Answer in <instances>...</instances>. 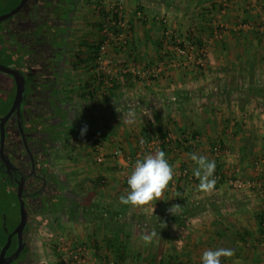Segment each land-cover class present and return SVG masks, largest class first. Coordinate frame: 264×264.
<instances>
[{
	"label": "crops",
	"instance_id": "crops-1",
	"mask_svg": "<svg viewBox=\"0 0 264 264\" xmlns=\"http://www.w3.org/2000/svg\"><path fill=\"white\" fill-rule=\"evenodd\" d=\"M88 1L83 10L92 17L81 30L84 34L73 48L65 43L71 49L69 53L65 49L61 65L70 66L75 95L68 112L59 113L68 116L64 128L70 134L62 132L67 134L64 142L87 125L85 136L93 135L85 143L94 145L93 136L99 132L106 159L89 167L84 153L60 150L55 163L64 171L69 165L66 171L73 183L67 190L74 192L72 196L86 193L83 202L91 216L79 241L88 248L87 264H94L99 255L117 264H202L203 252L218 248L234 250V256L221 258V264H264V186L260 192L235 191L217 181L212 192H201L193 175L197 165L189 155L215 161V172L236 170L240 178L264 184V0H98L97 11V1ZM116 5L122 7L128 31L124 42L108 47L112 81L104 86L98 82L100 74L87 46L103 37V21ZM36 26L40 34L41 29L54 30L47 23ZM165 27L188 48L190 40L198 46L200 41L206 64L200 67L194 62L199 56L193 48L180 54L162 36ZM128 66L153 72L134 76L124 71ZM42 81L39 86L46 84ZM28 82L35 89V78ZM59 82L63 84L61 76ZM38 99L34 121L41 127L53 124L47 97ZM215 142L228 150V157H212ZM114 149L121 155L111 158ZM157 149L166 153L175 170L163 200L143 207L121 204L135 161ZM185 168L188 176L181 173ZM173 204L181 206L175 216L167 211ZM97 210L99 219L93 217ZM74 221L68 222L70 230L78 229ZM161 221L166 228H161ZM153 229L160 236L146 246L141 236Z\"/></svg>",
	"mask_w": 264,
	"mask_h": 264
},
{
	"label": "flooded vegetation",
	"instance_id": "flooded-vegetation-1",
	"mask_svg": "<svg viewBox=\"0 0 264 264\" xmlns=\"http://www.w3.org/2000/svg\"><path fill=\"white\" fill-rule=\"evenodd\" d=\"M79 1L80 0H37L36 4L33 0L28 1V3L32 4V9H34V11L36 10V12L35 14H33L34 11L30 12L28 24H26L25 27L23 25L24 28H28L30 31L35 25H38V21L43 16L37 15H39V11H42L44 8H46L44 12L45 16L50 18V13L55 17L58 16L60 18L59 20L66 22V26L55 39L52 37L53 30L50 33H43V35L41 33L40 43H37L36 40L33 41L34 35L31 32L29 33L33 35V39H30L28 35L25 38V46L27 48L31 46L30 49H33L36 54L33 58H31L33 54L25 55V58H22L25 67L33 74V76L30 77L31 73H24L27 79V98L23 108V131L27 149L23 146L20 139L15 115L11 116L4 123L0 122V146L2 145L3 153L9 160V163H2L0 158V200L4 204L2 209H0V250L6 242L7 237L10 235V243L5 251V257L8 258L16 252V257L9 262H5V264H33L35 262L33 259V246L31 240L36 236V233L39 232V216L43 215L44 211L56 213L57 211L60 212L64 210L65 213V210H67L66 217L69 218L68 209H70L72 205V194H74V192H71V190L68 191V182L61 178V175L55 168L57 154L62 149V145L67 138V134L63 135L62 132L70 134L66 132L64 128L65 124L68 122V116L65 118L63 113L59 112H64V109L66 111L68 109L67 105L69 104L64 102L62 98H59L60 95L59 92H57V87L59 86L60 65L65 61V58L62 57L66 49L65 35H67L66 32H68V23L75 8L78 7ZM57 3L60 5H58V9L53 11V9L57 7ZM55 12L56 14H53ZM42 44L47 58H37L42 55ZM3 59L4 58H0V63L7 65V63H3ZM43 64L45 66H43ZM40 70L44 73H40ZM35 74L40 80L35 83V89H32V87L30 91L28 80L29 77L35 78ZM51 77L52 79H50ZM42 79L46 81V84L39 86ZM10 81L12 82L13 88L12 97L4 113L0 114V118L5 115L14 97L13 80L10 78ZM41 86L42 88H39ZM42 91H44V94L40 93ZM48 93L52 94V97H49L50 102L48 106L53 114L52 119H54V122L49 125L44 124L43 127H41L38 125V122L34 121L38 113L36 109L39 99L37 100V98L40 96L47 97ZM61 100L63 103H61ZM26 106L29 108L27 109V114H25ZM56 114H58V116ZM28 116L30 120L26 121ZM62 119H64V121L60 123ZM18 189L21 191L23 208L26 211V224L19 233L16 231L14 232L20 220V200L17 195ZM53 221L57 222V220ZM67 221L70 223L71 220Z\"/></svg>",
	"mask_w": 264,
	"mask_h": 264
},
{
	"label": "rangeland",
	"instance_id": "rangeland-1",
	"mask_svg": "<svg viewBox=\"0 0 264 264\" xmlns=\"http://www.w3.org/2000/svg\"><path fill=\"white\" fill-rule=\"evenodd\" d=\"M18 0H0V13H5L8 12L11 8V6H13ZM97 4H95V11H97V6L101 5V2H99L98 0ZM104 1V0H103ZM85 2V0H80L78 2V7L75 8L73 13H77L76 15L72 14L71 19L68 23V34L65 37L66 43L68 45L71 46V48H73L75 45V43L77 42V39H79L81 37V35H83V29L86 30V24H89V21H87V19H89L88 17H92V16H87L86 11L83 10V8L85 6H89L87 5V3H83ZM54 5V4H53ZM58 4L57 3V7L58 8ZM79 8V9H78ZM32 9V4L31 3H27L26 7L24 9H22L19 13H17L16 15L12 16L11 18L5 20L4 22H2L0 24V48L2 50H0V58H4V62L3 63H7V65H10L9 62V57L11 58L12 54L16 55L17 57L24 53V51L26 52V55H31V58H33L36 54L35 51H33V49H30L31 46L29 48H27L24 45L25 42V38L28 35V37L31 39H33V35H34V39L37 41V43L41 42V36L43 35L44 31L41 29L39 30L40 32L42 31V35L39 32L33 33V35H31L29 32H31L32 30L35 32L37 26L35 25V27H33L32 29L28 28H24L26 24H28V20H29V10ZM86 9V7H85ZM46 8H44L42 11H39V15L37 16H43L41 17V19L38 21V25H44V23H48L49 26H51L54 30H53V35L52 37L57 38L58 34H60V32L63 31V29L66 26V22L65 21H61L59 20L60 18L58 16H54V19L50 20V18H46L45 16V12ZM96 13V12H95ZM56 14V12L54 13ZM97 14V13H96ZM98 15V14H97ZM95 18V17H94ZM34 20V19H33ZM35 22V21H33ZM104 23V21H103ZM92 24V23H90ZM97 24V23H94ZM24 25V27H23ZM76 26V28H72L71 26ZM77 26L79 28H77ZM72 28L74 30H71V32L69 31V29ZM56 30V31H55ZM60 30V31H58ZM83 30V31H81ZM58 31V33H57ZM97 35V34H96ZM33 40V41H35ZM43 42V41H42ZM33 44V42H32ZM66 44V45H67ZM25 46V48H24ZM69 46V48L66 50L68 51L67 53H69V50L71 49ZM23 47L24 50L21 48ZM42 55L37 57V58H47L46 54H45V50L42 44ZM73 51V49H72ZM71 51V52H72ZM48 53V51H47ZM4 54V55H2ZM23 58H25V54L23 55ZM43 66H45L43 64ZM196 66V65H195ZM41 67V65H40ZM68 65H60V76L62 78V85L59 82V86L57 87L59 92V95L61 96V98L64 100V102H67V104H71L73 102V99L75 95L74 92H72L71 88H70V81H69V70H68ZM41 69V68H40ZM63 70V71H62ZM40 73H44L41 72ZM52 79V77L50 78ZM43 82V81H41ZM52 82V81H51ZM12 82L10 81V78L8 75L0 73V114L4 113V111L6 110V108L8 107L9 101L11 100V95L13 92V88H12ZM61 85V86H60ZM7 86V87H6ZM31 87L29 86V89ZM70 92L73 95H69ZM52 97L51 93H48L47 95V99L45 97V99L47 101H45V103L50 102L49 99ZM52 101V100H51ZM44 108V107H43ZM27 109H29L27 106L25 108V114H27ZM97 131V130H96ZM98 132V131H97ZM80 135V134H79ZM76 135L73 136L71 138V140H68L66 142H64V144L62 145V149L61 151H65V152H80L81 154L84 153V156H86V162L85 164L88 165L89 167H96L99 164L95 161V151H94V145H92L91 141L90 143H85L82 141L81 139V135ZM96 135L99 137V132L96 133ZM94 137V136H93ZM93 140V139H92ZM95 140H93L92 142H94ZM101 165V164H100ZM55 168H59L56 167ZM64 168L69 169V165L64 166ZM59 170H61L63 173L61 174V177L68 182L67 184H72L73 181L71 182L72 175H70L68 173V171H64L63 167L59 168ZM71 176V177H70ZM78 180V179H77ZM80 184H84V181H80ZM79 184V183H78ZM1 191V189H0ZM0 199H1V194H0ZM86 199V193H82L79 195H73L72 197V205L70 207V209H68V215L69 218L66 217L67 215V210H65L66 212L64 213V210H61L60 212H50V211H44L43 215L39 216V220H40V225H39V229H38V233H36V236L33 237V239L31 240L32 246H33V259L35 260L32 261L34 262L33 264H63L61 261H59V253L60 251L58 250L57 246H59L60 243V238L66 239L68 242L69 240H74L77 242H81L79 241V236L83 234V231H86L85 229L86 226L84 225L85 220H90V216L91 214L89 213V209L88 207L86 208V204H84V200ZM13 200V198H12ZM4 206L3 202L0 200V209H2V207ZM94 214H96V219H99L100 213L99 211H95V213H93V217ZM92 218V217H91ZM76 220L74 222L77 223L78 225V229L74 230L73 226L72 229L70 230V226L68 224L67 220ZM53 220H57L53 221ZM60 224L59 226L57 225ZM0 239H1V235H0ZM83 243V242H82ZM113 261V260H112Z\"/></svg>",
	"mask_w": 264,
	"mask_h": 264
},
{
	"label": "built area",
	"instance_id": "built-area-1",
	"mask_svg": "<svg viewBox=\"0 0 264 264\" xmlns=\"http://www.w3.org/2000/svg\"><path fill=\"white\" fill-rule=\"evenodd\" d=\"M112 13L114 14V17L108 16L105 20V22L102 25V41L98 47L97 55L95 57V63L98 69V72L100 74L99 81L104 86H109L111 84V77L109 75V71L107 69V50L110 44L113 42H124L125 36L128 31L127 22L125 19V16L122 12V7L120 5L114 6ZM160 21L166 25L167 19L162 17L160 18ZM162 36L166 41H169L175 46V49L180 54H185V51L190 48L187 47L186 43L183 41L182 38H180L177 34H175L171 29L165 27L162 30ZM190 49H194L196 53L198 54V60H195L194 62L197 65H200V67H203L204 64H206V49L204 46H198L195 41L190 40ZM189 49V50H190ZM125 72H129L130 74L136 76V75H150L153 71L150 69L143 70L142 72L135 70L132 66H128L124 70ZM95 142H94V151H95V161L98 164H102L104 160L106 159L105 153L103 152V148L100 142V137L94 136ZM121 155L120 149H114L110 157L114 158L116 156ZM211 155L213 158H218L220 156L228 157L229 152L228 150L224 149L222 145L218 142H215L211 146ZM181 173L185 176H188V170L185 168L181 171ZM214 178L218 182H223L226 186L231 188L235 191H241L244 188H252L255 190H258L259 192L262 190L264 184L258 180L254 179H242L238 176V171H227L225 173L216 171L214 172ZM105 180L102 179L101 182L103 183ZM264 212V211H263ZM261 238L264 242V231L261 233ZM59 253V261H61L63 264H87L89 259L88 256V248L80 242L69 240L68 242L66 239L60 238L59 246H57ZM94 264H115L111 259L104 256H97V258L94 261Z\"/></svg>",
	"mask_w": 264,
	"mask_h": 264
},
{
	"label": "clouds",
	"instance_id": "clouds-1",
	"mask_svg": "<svg viewBox=\"0 0 264 264\" xmlns=\"http://www.w3.org/2000/svg\"><path fill=\"white\" fill-rule=\"evenodd\" d=\"M87 125L83 126L80 132L84 136L87 132ZM190 158L197 167L193 170V175L199 181L197 189L204 193L214 190L216 179L214 172L215 161H209L206 156L190 153ZM175 170L166 158L163 150L157 149L154 153L146 154L142 159H137L134 167L127 177L128 190L126 195H121L119 200L123 205L133 207H143L156 204L163 200L164 192L174 180ZM180 204L171 205L167 211L171 215H176L180 209ZM155 212V208L153 209ZM165 222L161 221V228H166ZM160 236L155 229L142 234L141 239L147 246L152 244L154 238ZM234 250L230 248H218L215 250H205L202 254V264H221V258H231Z\"/></svg>",
	"mask_w": 264,
	"mask_h": 264
},
{
	"label": "water",
	"instance_id": "water-1",
	"mask_svg": "<svg viewBox=\"0 0 264 264\" xmlns=\"http://www.w3.org/2000/svg\"><path fill=\"white\" fill-rule=\"evenodd\" d=\"M30 0H19V2L11 8L8 12L0 13V24L5 20L11 18L12 16L19 13L23 7ZM34 3H37V0H33ZM34 4V5H35ZM0 73L8 75L13 80L14 85V97L11 102L10 107L7 109L5 115L0 118V122H6L11 116L15 115L17 127L20 135V139L23 143V146L27 149L26 139L23 131V108L25 105V100L27 98V79L25 74L19 69L7 66L5 64L0 63ZM2 129V128H1ZM3 134V133H2ZM2 136V135H1ZM2 143V142H1ZM0 158L2 163H9L7 156L3 153L2 145L0 146ZM18 198L20 200V220L18 226L15 228L14 232H20V230L26 224V211L23 208V201L21 199V191L18 189L17 192ZM10 243V235L7 237L6 242L2 246L0 250V264H5V262H9L16 257V252L9 256L5 257V251L8 248Z\"/></svg>",
	"mask_w": 264,
	"mask_h": 264
},
{
	"label": "trees",
	"instance_id": "trees-1",
	"mask_svg": "<svg viewBox=\"0 0 264 264\" xmlns=\"http://www.w3.org/2000/svg\"><path fill=\"white\" fill-rule=\"evenodd\" d=\"M85 1H88V0H85ZM19 2V0L13 5V6H11V7H14L17 3ZM89 2V1H88ZM27 5V4H26ZM26 5L23 7V9L26 7ZM53 6V5H52ZM55 9H58V8H54L53 9V11L55 10ZM32 11H34V9H31V10H29V12H28V14H30V12H32ZM35 12H36V10L34 11V13L33 14H35ZM54 14V13H53ZM109 14V16H113L114 17V14L112 13V11H110V13H108ZM106 14H102V20H105V16ZM49 16H50V19L52 18V19H54L53 17V15L50 13L49 14ZM108 17V16H107ZM48 24V23H47ZM100 28H101V26H100ZM34 33H36V32H34ZM199 40V39H198ZM101 41H102V38L100 39V41L99 42H97L96 44H94V45H91V46H87L89 49H90V53H91V55L90 56H92L93 58H95L96 57V55H97V50H98V47H99V45H100V43H101ZM198 44H200V46L202 45L201 43H200V41H198ZM23 50H24V48H25V46H24V48L23 47H21ZM0 50H1V48H0ZM26 55V52L24 51V53H22V54H20L18 57L16 56V55H13L12 54V56H11V58L9 57V62L8 63H10V65H7V66H10V67H13V68H18L19 70H21L23 73H25V74H27V73H31V71L29 70V69H27L26 67H25V65H24V63L22 62V58H23V55ZM2 55H4V54H2ZM34 73V72H33ZM33 76V74L31 73V75H30V77H32ZM36 79V82H38L39 80H40V78H38L37 76H36V74H35V76H34ZM35 82V83H36ZM101 83V82H100ZM36 85V84H35ZM93 134H88V135H84V136H82L83 138H82V140H83V142H86V141H88V136H92ZM90 140V139H89ZM262 216H264V212H262V214H261ZM118 260H120V259H118ZM118 263V262H117ZM117 263H115V264H117ZM59 264V263H58Z\"/></svg>",
	"mask_w": 264,
	"mask_h": 264
}]
</instances>
